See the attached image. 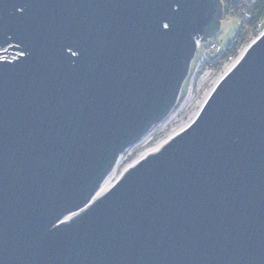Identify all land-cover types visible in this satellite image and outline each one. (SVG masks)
I'll return each mask as SVG.
<instances>
[{
    "label": "water",
    "instance_id": "water-1",
    "mask_svg": "<svg viewBox=\"0 0 264 264\" xmlns=\"http://www.w3.org/2000/svg\"><path fill=\"white\" fill-rule=\"evenodd\" d=\"M223 12L0 0V47L22 52L0 60V264H264V31L183 131L95 197L177 105Z\"/></svg>",
    "mask_w": 264,
    "mask_h": 264
},
{
    "label": "rangeland",
    "instance_id": "rangeland-1",
    "mask_svg": "<svg viewBox=\"0 0 264 264\" xmlns=\"http://www.w3.org/2000/svg\"><path fill=\"white\" fill-rule=\"evenodd\" d=\"M241 29V24L239 19L234 17L231 21L224 19L222 21L221 30L216 33L212 38L219 42V52L224 53L228 50V47L232 45L234 40L236 39L239 31ZM259 35L257 33H253L247 38V40L239 46V48L232 53V59L228 60V64L235 61L238 57H240L241 51L246 48L254 39H256ZM17 53H20L17 51ZM12 57H15L17 54L11 53ZM199 58V54H197L192 62L190 74L185 80L182 92L179 98L177 105L170 112V114L163 119L162 121L155 124L151 132L157 131L149 142H141L140 144H133L129 148H127L122 153V162L118 165L115 171V177L120 175L123 169L132 163L142 152H144L147 148L152 147L160 141L161 139L167 138L169 134L180 130L184 126H188L198 115L200 109L202 108L204 102L211 94L212 90L215 88L218 83L219 78L222 75L217 74L215 80L211 83L201 82L199 80V75L195 74V64ZM225 71L222 72L224 74ZM173 117V119L169 122L168 125L163 130H160V126L164 123L168 122V119ZM127 172V171H126ZM125 172V173H126ZM124 173V174H125ZM123 174V175H124ZM123 175L121 177H123Z\"/></svg>",
    "mask_w": 264,
    "mask_h": 264
},
{
    "label": "built area",
    "instance_id": "built-area-1",
    "mask_svg": "<svg viewBox=\"0 0 264 264\" xmlns=\"http://www.w3.org/2000/svg\"><path fill=\"white\" fill-rule=\"evenodd\" d=\"M257 2L258 0H228L226 4L223 3L224 12H223L222 21L224 19L231 21L234 17H236L237 19H239L240 24H247L252 17V12ZM263 31H264V20H261L255 29V33L260 35ZM219 47H220L219 42L215 39H209L206 42L198 41L196 55L199 54V58L195 64V74L199 75V80L201 82H208L209 80H211L210 82L212 83L215 80L217 74L222 75V72L225 71L226 68L229 66L228 60L232 59L233 54L230 55L227 54L231 52L232 49L229 48L227 52L222 54L221 58L223 59H221L219 55L220 53ZM6 50L15 53L19 51V50L8 49V47L5 48L0 47V52ZM19 52L20 53H17L15 57H12L11 56L12 54L9 52L8 53L2 52L0 53L1 56L0 60H5V59L13 60L18 57V54L22 53L21 51ZM8 55L9 57H7ZM220 62H221V66L220 68H217L218 63ZM222 77H220L219 80Z\"/></svg>",
    "mask_w": 264,
    "mask_h": 264
},
{
    "label": "bare ground",
    "instance_id": "bare-ground-1",
    "mask_svg": "<svg viewBox=\"0 0 264 264\" xmlns=\"http://www.w3.org/2000/svg\"><path fill=\"white\" fill-rule=\"evenodd\" d=\"M247 48V47H246ZM246 48H244L242 51H241V54H240V57L242 56V54L245 52ZM9 52V50H7ZM6 52V53H8ZM239 57V58H240ZM238 58V59H239ZM237 62V59L233 62H231L229 64V66L226 68L224 74L233 67V65ZM222 74V76L224 75ZM221 76V77H222ZM173 119V117L169 118L168 119V122L167 123H164L163 125L160 126V130H163L166 125L169 124V122ZM187 127L184 126L183 128H181L180 130H177L176 132L174 133H171L169 134V136L167 138H164V139H161L160 141H158L157 143H155V145H153L152 147H149L147 148L144 152H142L132 163H130L129 165H127L122 173L118 176L115 177V171L118 167V165L122 162V154L119 156V158L117 159L115 165L113 166V168L111 169V171L108 173V175L105 177L104 181L102 182L100 188L98 189L97 191V194L95 197H98V196H102L104 195L107 191H109L113 186L114 184L116 183V181L121 178V176L126 172L128 171L130 168H132L133 166H135L137 163H139L142 159L146 158L150 153L152 152H156L158 151L164 144H166L167 142H169L173 137H175L177 134H179L181 131H183L185 128ZM152 129V128H151ZM157 131H153L151 132L150 130L139 140L137 141L135 144H140L141 142H149L151 139H152V136L156 133ZM77 213H72V214H69L67 215L64 220L65 221H68L70 220L74 215H76Z\"/></svg>",
    "mask_w": 264,
    "mask_h": 264
},
{
    "label": "trees",
    "instance_id": "trees-1",
    "mask_svg": "<svg viewBox=\"0 0 264 264\" xmlns=\"http://www.w3.org/2000/svg\"><path fill=\"white\" fill-rule=\"evenodd\" d=\"M227 1L228 0H223V3L226 4ZM261 20H264V0H258L257 4L255 5L253 9L252 17L249 20V22L247 24H241V29L236 39L234 40L232 45L228 47V49L231 48L232 50L227 55L234 53L239 48V46L243 44L247 40V38H249L251 34L253 33L255 34V29ZM227 51L228 50H226L225 52ZM224 53H219L220 58H221V55ZM220 66H221V62L218 63L217 68H220Z\"/></svg>",
    "mask_w": 264,
    "mask_h": 264
}]
</instances>
